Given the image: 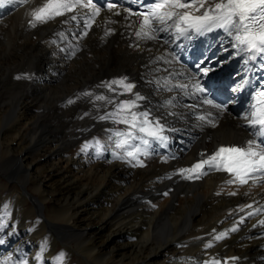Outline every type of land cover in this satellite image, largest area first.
Segmentation results:
<instances>
[{
  "label": "bare ground",
  "instance_id": "6f19581e",
  "mask_svg": "<svg viewBox=\"0 0 264 264\" xmlns=\"http://www.w3.org/2000/svg\"><path fill=\"white\" fill-rule=\"evenodd\" d=\"M30 11L0 23V170L12 185L11 233L24 235L0 233V264H77L76 253L87 264H264V187L180 171L198 150L253 140L241 128L246 117L203 107L165 48L147 36L135 41L128 21L113 23V34L91 30L68 59L60 50L70 45L67 25L27 26ZM124 78L131 91L107 86ZM177 90L203 110L179 105ZM133 113H147L177 142L179 134L196 142L173 160L117 148Z\"/></svg>",
  "mask_w": 264,
  "mask_h": 264
},
{
  "label": "snow or ice",
  "instance_id": "6c2138e0",
  "mask_svg": "<svg viewBox=\"0 0 264 264\" xmlns=\"http://www.w3.org/2000/svg\"><path fill=\"white\" fill-rule=\"evenodd\" d=\"M3 2L4 0H0V3ZM77 4H82V0H74V2L73 0H48L47 4L32 13L34 17V20L31 22L32 26H36V21L43 23L48 19L63 15L64 12L71 11L75 8ZM82 6L93 7L97 13L100 11L92 3V0H88V3L82 4ZM114 7V4H108L110 10ZM148 9L149 11L147 13H143L144 23L142 25V31L143 27L145 25H151L153 20L163 24L173 17H178L176 28L180 35H187L191 30H194L198 34H204L222 29L228 35L234 36L235 41L238 42L233 45L234 48L238 49L237 55L245 50L252 53L251 58L253 59L257 54L264 55V0H219V2L217 0H191L190 3H185L183 0H158V2L149 4ZM177 9H190L191 11H183L181 13ZM72 19H76V17L73 16ZM166 30L161 29V31ZM142 31H138L136 35L138 37L141 36ZM144 35L147 36V33H144ZM198 67L205 74L210 70L204 69L202 66ZM125 79L111 81L107 86L110 87L111 84H120L124 86L126 91H131L134 86L132 84H125ZM259 95L264 96V93H260ZM97 99L103 100L104 97L99 96ZM137 99H140L139 95H137ZM71 102L69 101V103ZM206 102L209 104L212 103L211 100ZM124 104L129 107L135 106L134 102L125 101ZM215 107L219 108L220 106L215 105ZM132 115V121L124 120L122 122L129 123L132 128H135L137 114L133 113ZM140 115L146 117L147 113H140ZM107 118L108 116L100 117L101 120ZM246 118L248 119L249 127L255 129L253 135L260 137L259 141L249 140L246 148L221 146L208 160H202L194 164L191 168L181 169V173H189L186 177L188 179H192L193 174H195V178H199V174H202L204 165H210L213 162L216 163L218 170L235 173L241 184L247 183L245 177L251 174L257 172L264 173V110L253 113ZM200 119L203 120L205 117L202 116ZM209 123H212V121H209ZM214 126L215 124H213ZM139 131L144 132L146 129L141 127ZM117 135L119 136L121 133H117ZM148 135L157 137V132L148 131ZM128 136L130 138L132 137L131 132L128 133ZM163 139H166V137ZM127 143V140L119 141L116 147H123ZM144 143L147 144L148 141L145 140ZM88 147V144L83 145L81 151L86 150ZM135 151H139V149ZM135 151H130L127 155L134 157ZM217 157L221 158L220 161H217ZM221 164H223L222 169L220 167ZM141 166H143L142 163ZM227 182L232 183L233 181L229 180ZM224 235V233H221L216 239H221ZM58 259H62V254Z\"/></svg>",
  "mask_w": 264,
  "mask_h": 264
},
{
  "label": "rangeland",
  "instance_id": "374dc122",
  "mask_svg": "<svg viewBox=\"0 0 264 264\" xmlns=\"http://www.w3.org/2000/svg\"><path fill=\"white\" fill-rule=\"evenodd\" d=\"M11 191H12V185L8 183L6 174L0 170V200H1L0 217H3L4 215V217L6 218L5 220H2L4 222V230L3 232H0V233L5 235L6 238H9L12 240H15V239L21 240L24 236L23 231L21 229L20 230L16 229V231H12L14 232V234L11 233V230L14 226V221H16L13 218V214L15 213L16 208L14 207L10 208V205H9V195ZM29 206H30L29 203L25 204V208L26 207L28 208ZM9 217H11V220H8ZM59 250H57V252H59ZM71 261L72 263H77V264H87L84 256L80 253L73 254Z\"/></svg>",
  "mask_w": 264,
  "mask_h": 264
}]
</instances>
